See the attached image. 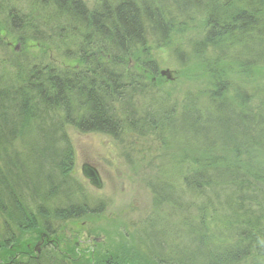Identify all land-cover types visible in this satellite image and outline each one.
<instances>
[{
    "label": "trees",
    "instance_id": "1",
    "mask_svg": "<svg viewBox=\"0 0 264 264\" xmlns=\"http://www.w3.org/2000/svg\"><path fill=\"white\" fill-rule=\"evenodd\" d=\"M53 1L59 12L67 10L66 25L59 22L61 35L80 37L82 28L93 33L78 42L74 55L68 45L66 54L79 66L59 71L32 63L35 57L1 40L8 59L0 66V217L6 231L0 236V264H44L42 256L28 255L26 243L16 245L14 228L37 224L51 238L55 218L100 213L102 205L61 201L71 185L73 126L120 139L156 133L164 146L172 144L169 130H179L181 162L170 156L177 163L167 173L181 181V198L171 193L177 183L161 174L152 185L156 206L170 203L178 209L169 211L177 221L157 219L163 224L156 227L151 220L143 235L157 262L264 264V0H160L155 6L150 0H101L97 9L82 0ZM167 3L178 8L182 3L184 12L169 10ZM14 10L8 9L7 31L17 40L31 33L40 41L34 21L27 26L25 13ZM194 21H200L197 33L175 50L176 59L184 70L200 71L207 83L204 92L181 98V109L171 105L172 95L159 96L153 86L162 72L149 35L155 41L163 36L159 44L168 45L174 30L184 32L183 24ZM59 202L65 205L48 212L47 204ZM52 241L58 246L55 237ZM54 260L47 264H67ZM114 260L108 264H119Z\"/></svg>",
    "mask_w": 264,
    "mask_h": 264
},
{
    "label": "rangeland",
    "instance_id": "2",
    "mask_svg": "<svg viewBox=\"0 0 264 264\" xmlns=\"http://www.w3.org/2000/svg\"><path fill=\"white\" fill-rule=\"evenodd\" d=\"M82 1L90 9H97L101 2V0ZM110 1L114 3L117 0ZM137 1L142 3L144 0ZM150 1L153 2L154 6L160 2V0ZM33 3L36 4L35 7L32 6ZM10 6L17 13L21 11L25 13L24 18L28 20L26 21L27 26L34 21L31 24L41 30L38 33L34 31L40 41L36 40L31 33L25 34L26 39L17 40L14 38V34L7 31L4 21ZM165 6L178 13L184 12L182 3L181 8L169 3ZM59 11L58 3H54L53 0H40V2L38 0H0V44L2 40L15 51L21 48L22 54L27 55V58L34 59L33 57H35L32 63L35 62L43 66L50 65L55 68V71L77 68L79 62L76 58L71 59L66 54L68 45L71 46L69 50L72 52L70 54L74 55L73 53L79 49L78 42L81 43L83 37L90 35L91 31L93 33V30L92 28L91 31L79 29L78 35L80 37L76 36L77 34H69V32L61 35L58 29H61L62 26L59 25V22H64L66 25L68 15L67 10ZM185 18L187 17L181 16V19ZM189 19L191 18L189 17ZM199 19L200 15L197 17V20ZM177 22H181V20ZM199 22L183 24L186 26L182 28L184 32L174 30L170 35L168 45L159 44L164 40L163 36H157V41H155V37L149 35V41L154 42L149 43L152 56L158 61L161 71H166L161 74L159 81L153 80L156 83L153 86L159 96L170 94L175 98L171 99V105L179 106L181 105V98L185 99L193 93L198 94L201 90L205 91L207 83L205 75H202L200 71V73L196 71L194 75L191 73L192 71L181 68V64L177 63L175 54V50L181 45L184 44L183 47L189 45L190 40L197 33L195 30H198ZM22 23L24 22L22 21ZM177 27L180 29L181 24ZM188 28L192 30H187ZM157 34L160 35L159 32ZM49 35L50 37H48ZM67 36H71L73 39L69 41ZM0 47L3 49L2 46ZM6 55V52L0 50V66L2 65L1 62L8 59ZM194 64L196 63L193 61L191 65ZM234 84L237 85V83ZM187 92H189L188 96ZM157 102L156 105L158 106L165 105L162 101L157 100ZM179 107L184 109V105ZM178 114H181V110ZM68 132L74 151V164L68 174V183L71 185H69V189L67 193H64L65 196L61 201L67 204L87 203L92 207L102 205L101 211L100 213L86 214L69 219L64 217L53 218L55 225L52 226L57 229V232L41 245H38V242L41 240L42 227L37 224L25 230L16 227L14 228L17 237L16 245L21 247L23 243H26L30 248L28 255L42 256L44 264L54 259L59 262L63 259L67 264H108L109 258L114 260L112 256L110 257L111 254L115 255L116 260L114 262L119 264H160L157 262V257L153 254L150 255L151 253L147 251L146 243L149 240L143 235L147 234L148 229L150 231L147 226L152 221L156 220L155 225L159 227L162 223L160 220L165 221V223L174 220L169 211L174 214L178 212L176 208L171 209L170 203H167L168 205L161 203V206H156L154 196L156 193L152 185L159 180L160 174L164 180L175 182V179L167 172L173 170L174 173L177 163L175 159L170 162V156L171 159L177 157L180 159L178 163L181 162L179 130L175 129V132L169 130L167 138L172 141V144L169 142L165 146L156 133L147 135L127 133L125 139H120L102 132L85 133L74 126L69 127ZM173 133H177L179 137L176 138ZM169 153L171 155L166 157ZM85 162H90L98 168L103 182L101 187L91 184L82 173V165ZM177 170L176 173L181 174V166L177 167ZM175 183H177V187L171 193H174L173 197L178 199L181 198V181ZM63 202L56 203L57 205L47 204L48 212L60 209L59 207L65 205ZM30 207L37 211L35 202H30ZM155 207L160 208L155 209ZM160 210L165 216L162 219L158 215ZM178 218L180 217L175 215V219ZM157 219L160 220L157 222ZM5 233L0 217V236ZM54 237H56L58 246H54L55 242H51ZM21 259L24 261L28 258L21 256Z\"/></svg>",
    "mask_w": 264,
    "mask_h": 264
},
{
    "label": "flooded vegetation",
    "instance_id": "3",
    "mask_svg": "<svg viewBox=\"0 0 264 264\" xmlns=\"http://www.w3.org/2000/svg\"><path fill=\"white\" fill-rule=\"evenodd\" d=\"M164 74V73H162ZM82 173L85 175V177L87 179H89L90 183L93 184V180H97L99 182V184L97 185L98 187H101L103 185V182L102 180L100 179L101 178V175H100V172L98 170V168L93 165L92 163L90 162H85L83 165H82ZM98 173L100 175V177H98ZM95 185V184H94ZM49 235H46V234H43L41 236V240L38 242V245H41L43 244L44 242H46L47 240H49ZM56 239V237H55ZM46 240V241H45ZM53 240V239H52ZM51 240V241H52ZM48 243V242H47ZM38 249V248H37Z\"/></svg>",
    "mask_w": 264,
    "mask_h": 264
},
{
    "label": "water",
    "instance_id": "4",
    "mask_svg": "<svg viewBox=\"0 0 264 264\" xmlns=\"http://www.w3.org/2000/svg\"><path fill=\"white\" fill-rule=\"evenodd\" d=\"M161 72H162V73H165L166 71H165V70H162ZM98 177H100L99 173H98ZM100 179H101V178H100ZM92 183L95 184V185H98V184H99V182H98L97 180H93Z\"/></svg>",
    "mask_w": 264,
    "mask_h": 264
}]
</instances>
